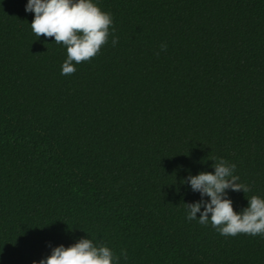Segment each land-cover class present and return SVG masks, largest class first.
I'll use <instances>...</instances> for the list:
<instances>
[{"label": "trees", "instance_id": "obj_1", "mask_svg": "<svg viewBox=\"0 0 264 264\" xmlns=\"http://www.w3.org/2000/svg\"><path fill=\"white\" fill-rule=\"evenodd\" d=\"M93 2L114 31L62 75L28 0H0V264L82 238L114 264H264V236H222L185 205L221 159L251 189L226 190L237 213L264 199V0Z\"/></svg>", "mask_w": 264, "mask_h": 264}, {"label": "clouds", "instance_id": "obj_2", "mask_svg": "<svg viewBox=\"0 0 264 264\" xmlns=\"http://www.w3.org/2000/svg\"><path fill=\"white\" fill-rule=\"evenodd\" d=\"M25 11L34 13L30 25L37 37L54 38L55 43L66 47L67 59L62 65V75L76 72L73 62L85 63L98 56L108 43L110 29L114 31L111 14L102 11L93 0H28ZM117 42L113 38V45ZM166 48L161 45L162 51ZM213 167L214 173L205 171L187 178L192 191L199 192L202 197L198 202L185 204L189 209L187 218L197 219L199 213L200 224L210 222L220 235L226 237L239 234L264 236V199L253 195L248 199V207L237 213L232 200L226 198V190L246 193L251 189L237 182L239 177L233 174L235 164L229 165L221 159ZM205 196L210 201H205ZM122 254L127 259V253ZM118 259L107 246H96L91 239L82 238L69 247L53 248L39 264H114Z\"/></svg>", "mask_w": 264, "mask_h": 264}]
</instances>
